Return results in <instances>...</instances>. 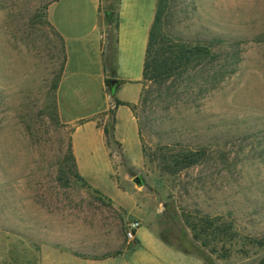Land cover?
<instances>
[{"label":"rangeland","instance_id":"374dc122","mask_svg":"<svg viewBox=\"0 0 264 264\" xmlns=\"http://www.w3.org/2000/svg\"><path fill=\"white\" fill-rule=\"evenodd\" d=\"M52 1L0 0V264H73V250H104L122 239L126 248L133 243L125 234L131 221L120 222L121 212L75 175L71 127L61 123L56 107L63 55L46 16ZM180 3L181 27L235 38L241 58L216 89L167 112L172 123L165 120L142 133L137 165L109 147L113 179L107 184L118 183L125 191L130 215L140 214L134 201L150 204L157 233L190 255L172 257L173 264H198L195 258L202 264H259L264 258V245L256 242L264 237V142L248 153L249 145L240 149L233 136L248 125L264 128V0ZM107 6L113 9L107 24L112 37L118 0H101L102 13ZM68 83L62 95L75 103L80 93L70 95ZM92 91L97 100L99 89ZM158 108L156 115L164 118L166 112ZM148 111L137 104L138 114ZM181 148H203L206 155L178 169L172 157ZM220 226H227L226 234L219 233ZM155 236L143 220L130 264L152 263L144 255L157 249Z\"/></svg>","mask_w":264,"mask_h":264},{"label":"crops","instance_id":"0c3cea01","mask_svg":"<svg viewBox=\"0 0 264 264\" xmlns=\"http://www.w3.org/2000/svg\"><path fill=\"white\" fill-rule=\"evenodd\" d=\"M157 1L119 0L117 8L114 78L118 84L115 87V98L124 104L118 105L113 111V138L131 165H137L143 157L138 122L132 106L138 103L143 88V65ZM46 16L63 43L64 63L56 89V107L61 123L71 127V148L77 173L93 191H97V196L107 199L114 209L121 212L120 222L138 220L141 226L145 220L149 227L155 229L157 236L152 241L158 243L157 249L146 251L144 256L148 262L173 264L172 257H190L157 233L151 224L155 212L148 202L141 198L134 201L140 214L130 215L126 210L125 191L121 190L118 183L115 187L107 184L106 179L110 180L113 176V161L106 142L104 124L109 109L113 107V99L104 83L105 78L110 76L107 75L104 63L107 25L101 11V0H54L48 5ZM66 81H69L67 89L70 95L75 90L80 93L75 103L68 99V95H62ZM92 89H99L97 100ZM92 172L102 174L93 175ZM124 180L128 181L127 175ZM139 191L137 187L134 192ZM144 206H147L146 209L141 211ZM124 242L122 239L121 242L107 244L104 250H73V264H130L129 253L136 252V247L140 245L138 229L135 231L132 249L124 247ZM165 244L168 248L162 246ZM195 259L199 264L200 261Z\"/></svg>","mask_w":264,"mask_h":264},{"label":"trees","instance_id":"16d2710c","mask_svg":"<svg viewBox=\"0 0 264 264\" xmlns=\"http://www.w3.org/2000/svg\"><path fill=\"white\" fill-rule=\"evenodd\" d=\"M182 1L184 0L157 1L156 13L149 31L143 65V88L138 101L145 110L148 109L149 111L141 115L136 112L138 103L132 106L137 118L141 142L144 131H152L165 120L169 123L174 121V118L168 116L167 112L169 113L172 109L175 110L185 105L186 102L195 101L216 89L222 81L235 72L236 65L241 58L239 42L235 38L218 33L200 35L197 32H188L189 30L181 27L182 18L179 17V12L184 9V6L180 3ZM103 14L105 24L107 25L113 19V9L107 6ZM116 28L117 11L114 21V29L116 30ZM55 33L62 43L60 35L56 31ZM115 43V32L111 37L107 31V49L110 52L105 54L104 63L107 75L110 77L115 76ZM62 55L60 73L64 63L63 43ZM107 91L113 99V107L108 112L111 117L110 122L106 121L104 124L106 142L108 147L114 146L120 149V145L113 138V111L114 108L120 104H124V102L115 98V87H107ZM154 102L156 103L154 104ZM158 107H162V111L166 112L164 115L166 118L156 115L160 111ZM233 138L239 141L240 149L249 145L248 153H250L264 142V128L261 129L248 125L245 129H238ZM158 139L159 141H166L167 136H159ZM175 139L178 141L179 138ZM180 139L179 143L184 140L182 137ZM248 153L244 154L241 159H235V165L237 161L242 162L244 161L243 159L246 160ZM262 153L263 149H260L258 154L262 155ZM205 155L206 152L203 148L193 151L181 148L172 157L173 166L180 169L196 165L201 162ZM120 156L121 158L124 157L122 152ZM225 157L226 153L223 151L222 158ZM237 157L235 156V158ZM71 158L75 163L73 153ZM75 175L83 180L77 172ZM142 184L143 182L140 183V185ZM87 186L90 187L88 184ZM94 192L97 193L96 190ZM97 197L102 199L100 196ZM211 224V222L207 224L208 229ZM218 231L219 233L226 234L227 226L226 228L224 226L218 227ZM256 242L258 245H264V237L257 239ZM133 247L134 240L132 244H129L127 249H132ZM259 264H264V258Z\"/></svg>","mask_w":264,"mask_h":264},{"label":"built area","instance_id":"2783aa9c","mask_svg":"<svg viewBox=\"0 0 264 264\" xmlns=\"http://www.w3.org/2000/svg\"><path fill=\"white\" fill-rule=\"evenodd\" d=\"M140 227V222L138 220H133L128 224L127 230H126V238L129 241H132L135 239V231Z\"/></svg>","mask_w":264,"mask_h":264},{"label":"water","instance_id":"95a60500","mask_svg":"<svg viewBox=\"0 0 264 264\" xmlns=\"http://www.w3.org/2000/svg\"><path fill=\"white\" fill-rule=\"evenodd\" d=\"M104 83L107 87L112 88L117 86L118 80L114 77H106ZM134 180L135 182L139 183L138 177H136Z\"/></svg>","mask_w":264,"mask_h":264}]
</instances>
